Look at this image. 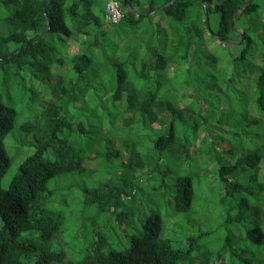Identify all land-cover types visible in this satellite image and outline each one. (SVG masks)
Instances as JSON below:
<instances>
[{
	"label": "trees",
	"instance_id": "16d2710c",
	"mask_svg": "<svg viewBox=\"0 0 264 264\" xmlns=\"http://www.w3.org/2000/svg\"><path fill=\"white\" fill-rule=\"evenodd\" d=\"M117 1L124 16L109 26L106 0H0V180L11 166L3 141L15 127L31 135L22 146L33 148L7 189H0V264H224L227 252L236 256L234 244L247 241L251 250L242 252L250 257L242 264H264V0L250 2L233 28L235 13L248 0H204L214 37L208 34L201 0H175L138 17ZM171 1L145 0L140 14ZM128 4L134 12L140 6L139 0ZM158 14L168 25H156L144 46L139 39L118 47L109 36L110 28L124 22L136 32L144 18ZM239 29L244 44L238 53L226 55L232 72L220 83L236 92H231L236 106L230 141L214 133V128L227 131L210 124L198 77L193 81L189 76L202 53L211 66L221 60L202 50L207 34L223 48L236 44L224 40L241 39ZM170 67L173 77L166 75ZM186 99L189 104L181 106ZM22 116L26 119L16 126ZM87 161L104 168L96 171L95 181ZM144 177L155 182L151 193L161 192L166 217L174 218L170 227L182 218L208 225L193 209L196 183L216 180V204L226 231L217 253L200 243L212 236L211 229L198 228L190 235L180 226L183 239L177 241L163 234L167 222L159 214L148 217L129 249L101 252L99 230L112 222L120 226L128 213L142 214V198L136 196ZM66 215L96 227L98 240L93 238L76 259L51 244ZM233 229L240 237L233 236Z\"/></svg>",
	"mask_w": 264,
	"mask_h": 264
},
{
	"label": "rangeland",
	"instance_id": "374dc122",
	"mask_svg": "<svg viewBox=\"0 0 264 264\" xmlns=\"http://www.w3.org/2000/svg\"><path fill=\"white\" fill-rule=\"evenodd\" d=\"M140 6L134 7L137 11V14L142 13L145 0H139ZM134 6V4H133ZM4 15L0 11V18L2 19ZM191 14L188 16V20L191 18ZM1 21V20H0ZM217 22V20L215 19ZM211 23L213 24V19H211ZM156 25L161 27H167L168 19L162 17L161 15H155L151 19L144 18L140 23L136 25L138 30L135 32L134 28H132L127 22L121 23L117 28H110L109 29V36L112 40L118 43V47L122 46H131L135 43V41L139 40L142 41L141 43L144 46V40L149 39V33L151 30L156 29ZM0 23V38L3 36L4 30L1 27ZM239 33H242L241 29L238 30ZM113 35V36H111ZM208 35V34H207ZM207 35L204 38L205 47L202 50L205 52L206 50L211 54H214L218 58H220V62L217 65L211 66L209 61L205 59L204 53L201 55V61H197L196 64L192 65V74L189 76L192 80L196 76L198 77V81L200 82L201 90H200V98L203 99L206 103L205 109V116L209 119H212L210 124L215 126L216 128H224L227 132H218L217 129L214 128V133H219L221 136L225 137L231 141V135L229 134L232 129L229 127L234 121L233 114L231 110L236 106V94H232L231 92H235L232 90L231 87L228 89L222 87L220 83L221 80L227 78V75L230 74V70L232 72L231 66L228 68L226 63V55L229 56L230 53H238L241 50L240 43H236L233 46H220L217 45L216 42H212ZM143 37V38H142ZM77 38V37H76ZM145 38V39H144ZM240 39H235L234 41H239ZM244 44V41L242 42ZM11 49V46H9ZM142 49L140 50V52ZM132 70V69H131ZM166 75L168 77H173V67H170L166 71ZM225 75V76H224ZM215 79V80H214ZM194 81V80H193ZM215 81V86L212 85ZM221 81V82H220ZM218 84L221 86V89H217ZM214 86V87H213ZM248 88V86H247ZM245 94L247 98H250V94L244 89H240ZM0 91L2 92V87L0 86ZM236 93V92H235ZM189 104V99H186L182 102L181 106H186ZM229 105V106H228ZM224 106V107H223ZM120 111H123L124 104H121ZM22 108L19 107L18 110ZM26 118L24 116L19 117L16 126L21 124ZM120 122L117 121L116 125L114 126L118 129L120 126ZM12 132L8 134V136L3 141V146L6 151L8 158L10 159L11 166L0 180V189L6 190L9 184L10 179L15 175L17 172V168L19 163L29 154L32 153L33 148L30 146H22V141H26L31 139V135H25L19 133L17 127H15ZM229 131V133H228ZM106 132V129H104ZM234 144V142L232 141ZM236 145V144H235ZM85 167H87L92 173V180L95 181L98 179L97 175L95 174L97 170L102 167L101 163L87 161L85 162ZM207 169L211 168V165H207ZM99 173H102L101 171ZM202 173V172H201ZM105 177L102 176L100 178V183L105 182ZM149 181V182H148ZM199 185L198 196L196 202L193 203V209L195 208L196 214L200 217H206L209 222L208 225L197 223L196 225L188 224L187 220L182 218V220H176L171 227L169 226V221H174V218L166 217L168 210L163 201H159V196L161 192H153L151 193L150 189H154L155 182L148 177V180L145 181V177L139 180V186L142 191L138 193L136 196V200L139 198L140 202V210L141 213L135 211L133 214H129V217L124 219V223L120 226L114 222L110 223L107 230H99L103 235L102 245H101V252L106 254L109 249H112L116 252H124L125 250L131 247V241L134 238H139L141 233L143 232V225L146 223V220L151 214H159L160 216L164 217V221L167 222L165 224V228L163 230V234L165 236L175 237L176 240L183 239V233L181 232V227L184 226L183 229H189L187 233L190 235H194L195 232L198 231V228L202 230L206 227L212 230V236L202 240L200 243L205 244L211 248L214 253H217V250L220 245L221 239L225 237V229L222 226V219L220 218L221 215V207L216 204L217 202V195L215 193L218 192L216 180L212 178H208L207 181L204 179H200L199 183H196V186ZM150 191V192H149ZM75 195H77V191H74ZM156 193V194H155ZM249 201L251 203L253 198L248 196ZM139 201V200H137ZM216 204V205H213ZM130 206V204L128 205ZM47 207V205H45ZM128 212V210H125ZM69 215V214H68ZM66 215L65 223L62 227L61 232L57 235V237L51 240V244L53 247L62 248L65 250L67 256L69 258H78L82 255L84 250L89 246V242H91L94 238V242L98 240V237H93L94 231H96V227L92 224L88 223L87 225H81L77 220H71L70 217ZM103 218V217H102ZM95 219V224L100 225L103 223L104 218L102 219ZM193 221V220H192ZM233 236L240 237V231H236L233 229ZM23 236L30 237V238H37V234H30L25 233ZM97 244V243H95ZM179 245V244H178ZM235 254L236 256L231 257L230 252H227L224 255L223 263L224 264H242V259L250 257L249 253H243L242 250H251L250 248V241L245 243H235ZM53 264H61V263H53ZM221 264V263H218Z\"/></svg>",
	"mask_w": 264,
	"mask_h": 264
},
{
	"label": "water",
	"instance_id": "95a60500",
	"mask_svg": "<svg viewBox=\"0 0 264 264\" xmlns=\"http://www.w3.org/2000/svg\"><path fill=\"white\" fill-rule=\"evenodd\" d=\"M128 1H129V0H123V6H124V9L127 10V11H129L130 13H132L134 16H137V17H138L139 15H138L136 12H134L133 10L130 9L129 4H128ZM174 1H175V0H172V1L169 2L168 4L163 5V6L157 8V9H155V10H153V11L147 12V13L144 14V15H151V14H153V13H155V12H158V11L162 10L163 8H165L166 6L171 5ZM252 1H253V0H248V1L245 3V5H244L239 11H237V12L235 13V15H234V17H233V20H232V22H231V27H232V28L234 27V24L236 23V20H237L239 14L244 10V8H245L246 6H247L250 2H252ZM201 3H202V6H203V9H204L205 25H206V28H207L208 34H210L211 36L214 37L215 35H214V33H212V31H211V29H210V27H209L208 13H207L206 8H205V1H204V0H201ZM47 6H48V3L46 4V6H45V8H44V12L46 11ZM236 33H237L238 35H241V39H240L239 41H234V40L226 39V40H224V42H226V43H228V44H234V43H241V42H243L245 36H244L242 33H239V32H237V31H236Z\"/></svg>",
	"mask_w": 264,
	"mask_h": 264
},
{
	"label": "built area",
	"instance_id": "2783aa9c",
	"mask_svg": "<svg viewBox=\"0 0 264 264\" xmlns=\"http://www.w3.org/2000/svg\"><path fill=\"white\" fill-rule=\"evenodd\" d=\"M124 12L117 0H106L104 7V22L109 26L118 25Z\"/></svg>",
	"mask_w": 264,
	"mask_h": 264
},
{
	"label": "crops",
	"instance_id": "0c3cea01",
	"mask_svg": "<svg viewBox=\"0 0 264 264\" xmlns=\"http://www.w3.org/2000/svg\"><path fill=\"white\" fill-rule=\"evenodd\" d=\"M137 13V12H136ZM138 15H144V14H138Z\"/></svg>",
	"mask_w": 264,
	"mask_h": 264
}]
</instances>
